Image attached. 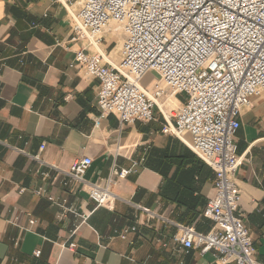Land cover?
<instances>
[{"label":"crops","instance_id":"0c3cea01","mask_svg":"<svg viewBox=\"0 0 264 264\" xmlns=\"http://www.w3.org/2000/svg\"><path fill=\"white\" fill-rule=\"evenodd\" d=\"M71 22L72 10L57 0H0V264H222L176 241V225L203 234L214 228L203 216L215 196L214 171L189 148V135L164 134L158 108L147 124H121L116 115L97 121L100 82L75 63L81 44L71 40ZM110 33L100 51L118 67L124 40ZM159 83L154 72L142 80L148 92ZM175 99L179 108L185 102ZM235 141L240 212L264 264L263 92L242 112ZM83 157L93 161L84 189L57 170ZM115 170L131 172L118 179ZM110 178L119 199L97 207L86 190ZM62 200L77 216L58 218ZM139 208L169 223H148ZM132 227L126 240L115 235Z\"/></svg>","mask_w":264,"mask_h":264},{"label":"built area","instance_id":"2783aa9c","mask_svg":"<svg viewBox=\"0 0 264 264\" xmlns=\"http://www.w3.org/2000/svg\"><path fill=\"white\" fill-rule=\"evenodd\" d=\"M57 2L72 10L71 40L81 44L75 63L87 77L100 82L97 121L116 115L121 124H147L155 121L158 108L166 119L164 134L180 140L189 135V148L214 171L215 196L203 213L214 228L203 234L176 225V241L185 253L193 249L201 255L212 252L222 264H261L255 259L254 242L240 212L242 193L236 174L242 157L235 137L242 112L252 106L254 96L264 93V0ZM112 23L124 35L118 67L100 51ZM149 72L157 73L163 84L152 92L142 86ZM179 95L185 102L168 118L157 101L166 103ZM92 165L91 158L83 157L68 171L57 170L84 189ZM130 172L115 170L113 176L125 179ZM114 184L110 178L90 185L86 190L89 200L97 207L111 208L119 199L111 191ZM65 204V200L58 202L64 210L58 218L63 219L66 212L77 216ZM139 209L148 223H169L148 209ZM87 219L83 217V222ZM136 229L115 235L126 240Z\"/></svg>","mask_w":264,"mask_h":264},{"label":"rangeland","instance_id":"374dc122","mask_svg":"<svg viewBox=\"0 0 264 264\" xmlns=\"http://www.w3.org/2000/svg\"><path fill=\"white\" fill-rule=\"evenodd\" d=\"M108 31H111V33H113V35H114V37L116 38V40L117 41H119V42H123V40H124V35H123V32L117 27V25H115V24H112V25H110V27L108 28ZM110 33V34H111ZM107 34V33H106ZM106 34H105V36H106ZM112 35V34H111ZM105 36H104V40H105ZM104 40H103V42H104ZM121 44V43H120ZM154 83V81L153 82H151V79H148V84H153ZM147 84H144V86H146ZM158 86H163V84L162 83H159L158 84ZM183 97L182 96H180V97H178V99H182ZM170 100H171V102H170ZM167 105L171 108V109H175V110H177L178 108H179V103L177 102V100L176 99H174V98H168V103H167ZM160 107L161 108H163L162 107V104H160ZM174 115L176 114V112H174L173 113Z\"/></svg>","mask_w":264,"mask_h":264},{"label":"bare ground","instance_id":"6f19581e","mask_svg":"<svg viewBox=\"0 0 264 264\" xmlns=\"http://www.w3.org/2000/svg\"><path fill=\"white\" fill-rule=\"evenodd\" d=\"M113 24V23H112ZM111 24V25H112ZM119 28V27H118ZM171 99L172 98H174V97H170ZM175 99V98H174ZM170 102H171V100H170ZM157 103H158V105H159V107H160V104H163V105H165L166 103H168V101L166 102V103H163V102H160V101H157ZM163 107V106H162ZM165 107V106H164ZM161 108V107H160ZM164 109V108H163ZM161 110H162V108H161ZM163 111V110H162ZM164 112V111H163ZM164 114L169 118L170 116H172L173 114L171 113V112H164ZM184 139V137H182V140Z\"/></svg>","mask_w":264,"mask_h":264}]
</instances>
